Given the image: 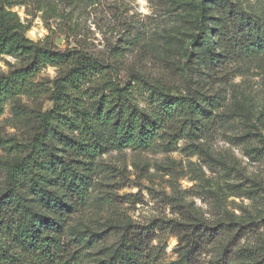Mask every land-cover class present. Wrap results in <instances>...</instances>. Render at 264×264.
Masks as SVG:
<instances>
[{
  "label": "rangeland",
  "instance_id": "374dc122",
  "mask_svg": "<svg viewBox=\"0 0 264 264\" xmlns=\"http://www.w3.org/2000/svg\"><path fill=\"white\" fill-rule=\"evenodd\" d=\"M0 6L18 13L34 42L102 65L83 84L86 105L93 93L110 97L114 87H127L140 108L164 122L148 148L113 146L92 162L64 146L78 131L66 127L63 140H52L54 152L83 173L91 163L83 203L64 224L66 241L85 246L74 264H104L135 242L143 246L136 264H264V52L249 49L264 35V0H0ZM242 18L253 24L244 26ZM214 29L219 56L214 41L202 38ZM30 63L0 53V78ZM69 66L41 65L29 89L4 102L0 197L11 168L29 161L41 115L53 108L55 83ZM156 83L178 97L207 99L208 114L194 125L185 124L180 109L170 117L152 101Z\"/></svg>",
  "mask_w": 264,
  "mask_h": 264
},
{
  "label": "trees",
  "instance_id": "16d2710c",
  "mask_svg": "<svg viewBox=\"0 0 264 264\" xmlns=\"http://www.w3.org/2000/svg\"><path fill=\"white\" fill-rule=\"evenodd\" d=\"M241 22L247 27L253 24L250 18H242ZM216 31L207 35L205 30L202 38H208L209 43L214 41L212 53L219 56ZM257 40L262 42L264 35ZM261 42H252L249 49L264 52ZM0 53L31 60L27 67L0 78V114L8 97L29 89L30 77L41 65H70L55 83L51 95L53 108L41 115L40 132L32 142L29 161H19L11 168L8 186L0 197V264L79 263L85 255V246L76 238L66 241L64 224L77 203H83L87 190L85 173H89L91 163L85 164L83 173L80 166H72L54 152L52 140L58 136L63 140L66 127L78 131L77 139L72 143L65 141L64 146L76 147L92 162L98 151L105 152L113 146L148 148L164 122L155 113L140 108L127 87H114L110 97L103 92L93 93L89 97L95 99L93 104L86 105L83 84L90 82L94 71L102 65L34 42L26 36V27L10 7L0 6ZM153 87L152 101L170 117L180 109L187 116L185 124L191 121L194 125L195 121L203 120V113L208 114L205 98L194 94L178 97L160 83ZM142 252V244L135 242L124 254L113 255L104 264H136Z\"/></svg>",
  "mask_w": 264,
  "mask_h": 264
}]
</instances>
